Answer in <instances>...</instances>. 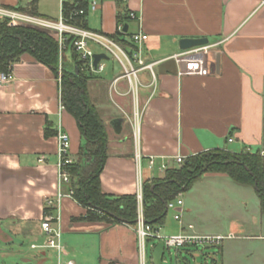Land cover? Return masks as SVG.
Segmentation results:
<instances>
[{
    "label": "crops",
    "instance_id": "crops-1",
    "mask_svg": "<svg viewBox=\"0 0 264 264\" xmlns=\"http://www.w3.org/2000/svg\"><path fill=\"white\" fill-rule=\"evenodd\" d=\"M30 1L0 0V6H26ZM123 7L141 17L149 36L143 44V56L153 66L152 71L142 69L138 74L136 102L127 93L126 79L119 78L113 85L122 74L120 64L101 47V51L95 50L96 45L92 47L96 54L106 55L101 58L104 62L113 61L111 67L105 63L104 72L88 84L109 136L108 157L101 174L104 191L136 193L130 119L137 105L141 110L143 164L146 157L155 155L166 157L174 167L179 164L173 158L176 155L187 159L215 149L261 151L264 155V0H102L99 8L89 10L87 27L116 33L117 14ZM37 16L59 17L40 12ZM125 25L129 37L139 29L134 19L128 18ZM197 38H207L212 45L207 75L181 72L173 57L184 51L180 47L182 39ZM11 72L13 80L0 83V254L2 246L18 241L34 251L22 264H48L53 262L55 252L31 245L46 239L41 228L45 212L56 213L45 205L46 198L58 189L56 135L60 125L69 133L74 159L83 137L76 119L60 108L61 74L30 53L23 54ZM119 117L124 123L118 132L112 121ZM163 175L161 171L143 170V180ZM62 189L66 192L68 187ZM189 211L183 201L175 214L180 213L182 220ZM85 213V207L74 198L63 199L60 223L62 234H66L65 256L72 254L75 258L72 252H76L79 260H73L75 264H139L136 226L86 220ZM189 225L194 226L189 222L182 229L189 230ZM235 227L230 231L233 235ZM189 247L176 251V257L179 259L184 251L191 253Z\"/></svg>",
    "mask_w": 264,
    "mask_h": 264
},
{
    "label": "trees",
    "instance_id": "trees-1",
    "mask_svg": "<svg viewBox=\"0 0 264 264\" xmlns=\"http://www.w3.org/2000/svg\"><path fill=\"white\" fill-rule=\"evenodd\" d=\"M38 1L31 0L26 6L5 7L39 15ZM89 0L67 1L64 14L74 25L88 28L86 16L90 10ZM83 9L85 14L72 16L74 10ZM129 12L126 7L117 14L118 23H126ZM123 46L132 44L127 32L111 34ZM70 36L62 61L59 44L51 33L30 26H12L9 19L0 17V72L8 73L15 62L25 53L53 68L61 74L62 103L77 121L83 142L72 165L71 188L73 198L86 208L84 219L104 220L110 224L137 225L136 194H111L104 191L101 174L108 157L109 136L101 111L90 97L88 84L96 75L89 69L87 60L80 57ZM61 70V72H60ZM49 134V132H46ZM206 173H221L234 182L252 186L260 200L264 215V155L261 151L232 152L215 149L189 156L183 163L164 172L162 177L144 181V217L147 223L161 226L168 213V203L189 190Z\"/></svg>",
    "mask_w": 264,
    "mask_h": 264
},
{
    "label": "built area",
    "instance_id": "built-area-1",
    "mask_svg": "<svg viewBox=\"0 0 264 264\" xmlns=\"http://www.w3.org/2000/svg\"><path fill=\"white\" fill-rule=\"evenodd\" d=\"M59 1L60 13L57 19L32 15L4 6H0V17L9 19V24L12 26H30L51 31V34L55 36L59 44L60 61H62L64 51L67 48V41L69 37L75 36V48L80 54V57L84 60H87L89 69L94 74H100L104 72L106 68V64L103 59H100L97 65H94L96 52L92 47L93 45L101 47L106 51L107 54L116 59L122 69L121 76L113 81V85L116 84L119 78L126 79L129 84V90L127 93L132 94L135 98V101L137 102L140 86L138 74L142 69H150L152 71L153 66V63H147L143 56V44L148 40L149 36L143 30L141 17H139L134 11H128L129 18L138 21L139 29L131 34L130 37L128 36L132 47L127 48L114 39L110 34L93 31L89 28H83L70 23L64 14V7L67 1L73 0ZM89 1L90 10H96L99 8L102 2V0ZM118 1L124 2L125 0ZM84 14V10L79 9L74 10L71 15L78 16ZM125 26L126 25L123 22L118 23L116 32H124ZM211 47V44L194 47L175 54L173 57L181 67V72H185L187 74L207 75ZM13 78L14 76L11 71L8 73L0 72V83H8L12 81ZM60 108H65L63 103H61ZM130 121L133 126V140L135 144L134 160L137 173V188L135 194L138 203L136 231L139 241V264H147L145 247L147 241L154 238L160 239L169 249H179L181 247L187 246H215L220 245L226 238H231L233 236L232 234L224 236L220 234L214 235L194 233L193 225H189V230H183L180 234L162 236L160 234V226H154L146 222L144 217L143 195V186L145 181L143 180V162L145 157L141 150V110L139 109L138 105L136 106ZM56 136L58 146V189L54 195L47 197L45 200L47 209H53L56 211V213H53L54 211L45 212L41 220V228L45 233L46 239L43 243H33L31 248L54 251L55 260L52 262V264H75L73 260H64L66 248L62 242L63 232L60 223V210L63 199L66 197L73 198L69 166L73 164L75 159L71 154V137L61 125ZM230 141H232V139H230ZM173 158L179 164L186 160V157L182 155H176ZM146 163L147 168L150 171L157 169L158 171L165 172L167 169L171 168L166 157L164 156L158 157L155 155H150L146 157ZM64 186L68 187L66 192L62 189ZM182 205L183 200L181 198H177L176 202L174 200L168 203L167 209H174L176 211L178 207H181ZM174 218L176 220H181V214L177 212L174 215Z\"/></svg>",
    "mask_w": 264,
    "mask_h": 264
},
{
    "label": "rangeland",
    "instance_id": "rangeland-1",
    "mask_svg": "<svg viewBox=\"0 0 264 264\" xmlns=\"http://www.w3.org/2000/svg\"><path fill=\"white\" fill-rule=\"evenodd\" d=\"M38 9L41 14L57 17L60 13L59 0H40ZM94 48L101 51L97 45ZM105 63L108 67L113 65L112 59ZM116 70L119 71L118 65ZM143 170H149L146 162ZM178 198L184 201V208H190V211L183 214V221H179L174 218L175 210L169 209L160 226L162 236L180 234L183 225L189 222L194 224L193 232L197 234L227 236L232 234L230 231L235 226L236 232L220 245L190 246L191 253L184 251L179 259L176 251L183 250L184 247L169 249L158 238L148 240L145 247L147 264H264V215L260 211L259 197L252 186L238 184L228 176L215 177L206 173ZM64 237L65 233L62 234L65 245ZM20 243L17 241L16 245L2 246L4 251L0 254V264H22L23 259H31L28 255L34 254V251ZM72 253L75 258L71 257L72 254L64 255V260H79L76 252ZM221 253L223 256H220Z\"/></svg>",
    "mask_w": 264,
    "mask_h": 264
},
{
    "label": "water",
    "instance_id": "water-1",
    "mask_svg": "<svg viewBox=\"0 0 264 264\" xmlns=\"http://www.w3.org/2000/svg\"><path fill=\"white\" fill-rule=\"evenodd\" d=\"M125 31L127 32V25L125 26ZM209 44V40L207 38H197V39H182L180 41V47L183 50L191 49L194 47L202 46ZM103 57H106L104 54H95V60H94V65H97L99 60ZM219 61V60H218ZM124 123V118H116L112 121V125L115 129V131H120L122 128V125Z\"/></svg>",
    "mask_w": 264,
    "mask_h": 264
}]
</instances>
